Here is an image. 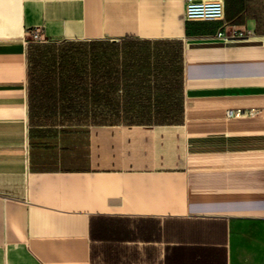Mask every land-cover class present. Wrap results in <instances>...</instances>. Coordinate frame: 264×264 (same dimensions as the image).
<instances>
[{"label": "crops", "instance_id": "crops-1", "mask_svg": "<svg viewBox=\"0 0 264 264\" xmlns=\"http://www.w3.org/2000/svg\"><path fill=\"white\" fill-rule=\"evenodd\" d=\"M224 1L226 38L187 0H0V264H264V0ZM36 27L42 74L74 40L146 41L154 73L181 43L183 120L32 125Z\"/></svg>", "mask_w": 264, "mask_h": 264}, {"label": "trees", "instance_id": "trees-1", "mask_svg": "<svg viewBox=\"0 0 264 264\" xmlns=\"http://www.w3.org/2000/svg\"><path fill=\"white\" fill-rule=\"evenodd\" d=\"M42 43L30 45L32 125H150L183 120L182 83L174 81L171 64L153 72L150 56L155 49L148 42L133 40L121 49L104 39L74 40V72L68 76L62 71L58 75L54 67L43 74L37 71L42 57L49 55L53 64L57 50L64 55L60 46ZM163 44L155 48L165 56L169 49L167 42ZM120 50L128 52L121 62Z\"/></svg>", "mask_w": 264, "mask_h": 264}, {"label": "built area", "instance_id": "built-area-1", "mask_svg": "<svg viewBox=\"0 0 264 264\" xmlns=\"http://www.w3.org/2000/svg\"><path fill=\"white\" fill-rule=\"evenodd\" d=\"M184 18L188 22H203L214 21L220 22L221 28L217 31V36H225V27L227 26L225 16V1L224 0H187L184 10ZM35 35H43L44 31L41 27L31 29ZM44 39L43 41H45ZM42 42V41H41ZM228 117L238 116L239 114L234 110L227 111Z\"/></svg>", "mask_w": 264, "mask_h": 264}, {"label": "rangeland", "instance_id": "rangeland-1", "mask_svg": "<svg viewBox=\"0 0 264 264\" xmlns=\"http://www.w3.org/2000/svg\"><path fill=\"white\" fill-rule=\"evenodd\" d=\"M26 37H27L28 42H30V43L41 42L47 38L46 35H44V37H43V35H37L36 36L35 33H33L32 31H29ZM159 45L163 46L164 44L160 43ZM166 46L168 47V49L171 52V57H172L171 58V61H172L171 66H172V69H173L174 74H175L174 78L176 77L175 78L176 80H174V81L181 82L182 86H183V83H184L183 75H180L181 73H179V71L182 70V65H183L182 58H181L183 46L181 43H178V42L170 43V44H167ZM177 72H178V76H177Z\"/></svg>", "mask_w": 264, "mask_h": 264}]
</instances>
